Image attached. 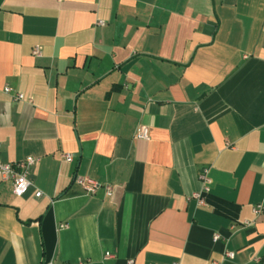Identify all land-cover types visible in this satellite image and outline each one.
<instances>
[{"label": "crops", "instance_id": "crops-1", "mask_svg": "<svg viewBox=\"0 0 264 264\" xmlns=\"http://www.w3.org/2000/svg\"><path fill=\"white\" fill-rule=\"evenodd\" d=\"M29 156L0 264H264V0H0V160Z\"/></svg>", "mask_w": 264, "mask_h": 264}, {"label": "built area", "instance_id": "built-area-1", "mask_svg": "<svg viewBox=\"0 0 264 264\" xmlns=\"http://www.w3.org/2000/svg\"><path fill=\"white\" fill-rule=\"evenodd\" d=\"M100 24H103L102 21L99 22ZM32 54L35 56L40 55V49L38 47H34L32 49ZM12 87L6 86L4 87V91L11 93L12 92ZM16 99L22 98V94L20 93H15L14 94ZM135 136L137 138H143L147 139L149 137V129L145 124H140L137 127ZM63 158L67 161L72 160V155L69 153H64ZM37 161L34 157H26L25 159L21 161H16V162H3L0 160V179L2 181H10L12 185V192L16 196H21L23 195L28 188L32 185L31 180L28 178V170L29 168ZM199 178L203 183V189L207 190V185L206 183L209 181L207 177V169H202L199 173ZM77 182L80 184L82 189L87 193V194H94L96 193L99 189H104L106 195L111 194V186L109 184H102L96 180L90 179V178H78ZM36 196L41 195V191L37 190L35 192ZM194 196L198 199L199 202H201V196L200 194L196 193ZM253 212L255 214L259 213H264V197L263 199L257 203L253 207ZM218 235H215L214 237L217 238ZM108 255V254H107ZM233 252H227L226 256L232 258L233 257ZM45 264H55L54 262H47ZM61 264H85L84 260H77V261H72V262H63ZM127 264H133L132 260H128ZM177 264V263H173Z\"/></svg>", "mask_w": 264, "mask_h": 264}]
</instances>
